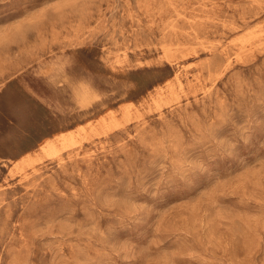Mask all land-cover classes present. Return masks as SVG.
Masks as SVG:
<instances>
[{
    "label": "rangeland",
    "instance_id": "1",
    "mask_svg": "<svg viewBox=\"0 0 264 264\" xmlns=\"http://www.w3.org/2000/svg\"><path fill=\"white\" fill-rule=\"evenodd\" d=\"M0 264H264V0H0Z\"/></svg>",
    "mask_w": 264,
    "mask_h": 264
},
{
    "label": "bare ground",
    "instance_id": "2",
    "mask_svg": "<svg viewBox=\"0 0 264 264\" xmlns=\"http://www.w3.org/2000/svg\"><path fill=\"white\" fill-rule=\"evenodd\" d=\"M50 144H51V140L48 139V140L44 141L41 146L42 147H50Z\"/></svg>",
    "mask_w": 264,
    "mask_h": 264
}]
</instances>
